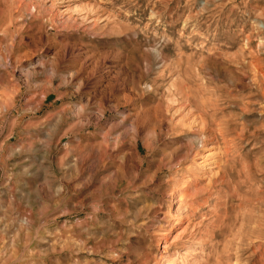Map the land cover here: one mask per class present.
<instances>
[{
    "label": "rangeland",
    "instance_id": "rangeland-1",
    "mask_svg": "<svg viewBox=\"0 0 264 264\" xmlns=\"http://www.w3.org/2000/svg\"><path fill=\"white\" fill-rule=\"evenodd\" d=\"M0 264H264V0H0Z\"/></svg>",
    "mask_w": 264,
    "mask_h": 264
}]
</instances>
